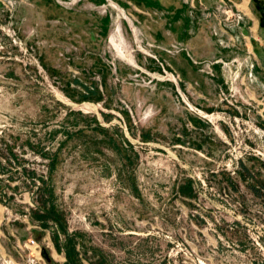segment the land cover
<instances>
[{
    "label": "rangeland",
    "instance_id": "rangeland-1",
    "mask_svg": "<svg viewBox=\"0 0 264 264\" xmlns=\"http://www.w3.org/2000/svg\"><path fill=\"white\" fill-rule=\"evenodd\" d=\"M259 20L0 0V264H264Z\"/></svg>",
    "mask_w": 264,
    "mask_h": 264
},
{
    "label": "water",
    "instance_id": "water-1",
    "mask_svg": "<svg viewBox=\"0 0 264 264\" xmlns=\"http://www.w3.org/2000/svg\"><path fill=\"white\" fill-rule=\"evenodd\" d=\"M253 2H254V7L256 11L260 15L259 25L264 30V3L261 0H253ZM42 255L44 258H48L44 250L42 251Z\"/></svg>",
    "mask_w": 264,
    "mask_h": 264
}]
</instances>
